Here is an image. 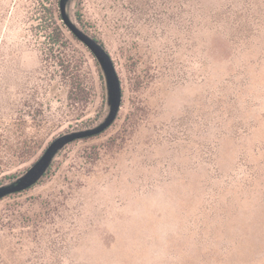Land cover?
<instances>
[{"label":"rangeland","instance_id":"1","mask_svg":"<svg viewBox=\"0 0 264 264\" xmlns=\"http://www.w3.org/2000/svg\"><path fill=\"white\" fill-rule=\"evenodd\" d=\"M61 6L0 0V264H264V0Z\"/></svg>","mask_w":264,"mask_h":264},{"label":"trees","instance_id":"2","mask_svg":"<svg viewBox=\"0 0 264 264\" xmlns=\"http://www.w3.org/2000/svg\"><path fill=\"white\" fill-rule=\"evenodd\" d=\"M59 10H60V15H61V18L63 19V12H62V7H61V0H59ZM51 12H52V10H51ZM53 13V12H52ZM52 13H51V15H52ZM78 18L81 20L82 18H81V12H78ZM59 31V30H58ZM60 38H61V36H60V32H58L57 33V36L54 38V42H57V41H60ZM116 73V72H115ZM117 75V74H116ZM117 77H118V75H117Z\"/></svg>","mask_w":264,"mask_h":264},{"label":"water","instance_id":"3","mask_svg":"<svg viewBox=\"0 0 264 264\" xmlns=\"http://www.w3.org/2000/svg\"><path fill=\"white\" fill-rule=\"evenodd\" d=\"M62 7V6H61ZM62 12H63V9H62ZM73 30H74V32L78 35V33H77V31L73 28ZM98 131H100V130H98ZM97 131V132H98ZM83 135H87V134H83Z\"/></svg>","mask_w":264,"mask_h":264}]
</instances>
